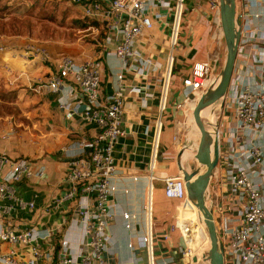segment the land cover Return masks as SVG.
Here are the masks:
<instances>
[{"label":"built area","instance_id":"2783aa9c","mask_svg":"<svg viewBox=\"0 0 264 264\" xmlns=\"http://www.w3.org/2000/svg\"><path fill=\"white\" fill-rule=\"evenodd\" d=\"M81 8L83 18L100 23L105 30L103 49L112 47L119 61L115 88L106 99L101 94V63L90 59L77 63L64 56L55 70L38 89L45 88L55 97L56 106L68 116H78L82 123L96 128L94 137L80 144L86 154L69 155L63 179L65 191L54 202V209L72 206L70 223L81 229L79 247H71L67 235L57 241V264H108L106 253L111 246L110 223L114 217L110 198L114 193L113 178L117 172L113 149L125 133L122 129L125 93L138 94L136 86L126 85L127 75L145 77L158 72L159 93L155 131L150 148V182L160 151L163 130L161 116L165 113L173 77L176 49L179 45L187 0H73ZM212 16L211 57L192 64L190 73L182 79L188 90L178 109L183 113L187 101L214 89L220 71L222 32L219 23V0H207ZM155 23L168 27L167 49L162 61L148 57L137 47L139 39L150 32ZM235 29L239 33L237 58L228 92L217 110V141L219 158L207 194L214 223L220 219L217 237L224 251V264H264V0H235ZM107 50V51H108ZM35 57L49 61L46 50L28 45L21 58ZM80 105L82 110L79 111ZM176 122L172 143L176 145ZM43 167L24 158L0 153V214L8 216L14 207L32 210L33 201H24L17 187L32 179H42ZM167 199L178 201L176 216L169 233L184 239L185 257L205 261L207 241L192 247V235L201 230L202 220L194 213L188 200L183 176H168L163 180ZM4 202L8 205L2 206ZM192 210V212H191ZM150 215V214H149ZM126 229L130 214L121 215ZM54 229L31 226L15 230L0 222V243L9 247L0 253V264H42L41 246L51 242ZM137 245L147 254L148 264H155L148 218L146 232ZM206 247L198 252L201 247ZM128 247L131 249L132 244ZM27 249L29 258L18 259L15 249ZM192 263V262H191Z\"/></svg>","mask_w":264,"mask_h":264},{"label":"crops","instance_id":"0c3cea01","mask_svg":"<svg viewBox=\"0 0 264 264\" xmlns=\"http://www.w3.org/2000/svg\"><path fill=\"white\" fill-rule=\"evenodd\" d=\"M212 31L213 22L207 0H187L180 41L175 53L167 109L161 116L163 130L159 157L153 173L155 179L152 182L149 170L150 144L155 121L159 117L158 72L150 71L145 77L130 74L124 81L126 85L136 86L139 93H125L122 117L125 135L113 149L117 172L113 178L114 193L110 198L114 217L109 227L111 246L105 255L108 264H148L146 251L137 245V240L145 234L149 216L154 238L155 264H194L183 254V237L177 233H169L179 202L165 197L162 180L168 176L180 175L178 161L171 160L174 153L171 137L176 117L181 113L178 105H182L189 94L181 82L190 73L193 63L211 57ZM168 32L166 25L155 23L150 32L139 39L137 47L148 57L162 61L167 49ZM23 42L25 40L22 41L15 35H0V89L9 91L13 97L8 102L17 107L14 115L0 116V153L29 159L43 167L44 175L42 179H32L17 187V194L24 201H33L34 208L28 210L14 207L8 216L0 214V222L15 230L31 226L38 229L53 228L52 241L45 242L40 250L42 264H57L55 254L58 250L57 241L61 236L66 234L71 247L77 248L82 234L78 225L69 222L73 204L56 210L54 202L65 191L63 179L69 155L86 154L80 144L94 137L96 128L82 123L78 116H68L56 106L54 96L47 89L37 87L38 82L54 72L56 63L62 57L59 58L55 53L52 55L45 49L49 61L35 57L21 58V52L26 46L41 47ZM107 50L103 49L97 58L101 63L102 99L113 93L119 66L118 59L111 52L112 47ZM74 57L77 63L83 62ZM4 101L0 100V103L3 104ZM79 109L82 110L81 105ZM21 116L32 124L26 126L25 130L19 129L17 133H5L6 122L19 123ZM182 149L179 152L181 163L184 161ZM181 166L190 171L191 166ZM8 204L9 202H4L1 205ZM123 213L130 214L129 229L124 226L121 217ZM215 223L218 227L220 219L216 213ZM129 244H132L131 249ZM7 250L9 247L0 243V253H6ZM15 250L19 260L30 257L27 249Z\"/></svg>","mask_w":264,"mask_h":264},{"label":"rangeland","instance_id":"374dc122","mask_svg":"<svg viewBox=\"0 0 264 264\" xmlns=\"http://www.w3.org/2000/svg\"><path fill=\"white\" fill-rule=\"evenodd\" d=\"M0 35H15L20 40H25L23 43L30 42L41 46L52 55L55 53L59 58L75 56L86 61L100 56L105 30L100 23L83 18L79 4L73 0H0ZM223 52H221L222 56ZM12 97L9 91L0 89V100H5L3 104L0 103V116L16 113L14 110L17 107L8 102ZM16 115L18 116V113ZM22 117L24 116H21L19 123L6 122L5 133L9 131L14 134L19 132V129L25 130L26 126L32 124ZM217 117L216 112L215 118ZM188 120L187 114L182 112L176 117V122L180 123V129L177 128L176 131L177 140L176 145H172L174 153L171 160L178 161L179 152L183 148L182 155L185 153L194 155L184 159L182 164L197 167L194 156L198 149L199 136L194 134L193 125L188 123ZM216 122L218 125L219 121L216 120ZM191 129L193 138L188 135ZM205 247L203 245L198 252ZM198 264H203V261H198Z\"/></svg>","mask_w":264,"mask_h":264},{"label":"water","instance_id":"95a60500","mask_svg":"<svg viewBox=\"0 0 264 264\" xmlns=\"http://www.w3.org/2000/svg\"><path fill=\"white\" fill-rule=\"evenodd\" d=\"M219 23L223 38L221 52L224 51L223 56L221 53L220 71L214 89L200 97L193 111V119L196 121L198 111L203 106L212 105L210 114L211 116L216 114L228 92L239 40V33L235 29V0H219ZM199 134L198 149L194 156L197 167H191L190 171H186L182 168L180 160H178V167L183 176L187 198L198 210L207 233L209 249L205 261L208 264H224L223 247L219 243L213 214L207 202L211 179L218 164L219 146L216 137L212 149L210 148L209 135L203 123L199 125ZM200 166H204L205 171L201 172ZM192 262L196 263V258H192Z\"/></svg>","mask_w":264,"mask_h":264},{"label":"bare ground","instance_id":"6f19581e","mask_svg":"<svg viewBox=\"0 0 264 264\" xmlns=\"http://www.w3.org/2000/svg\"><path fill=\"white\" fill-rule=\"evenodd\" d=\"M200 97H201L200 95H197L195 99H193L191 101H187L185 103V105H184L183 113L187 114V117L189 118L188 123H191L193 125L194 134L196 136H200V134H199V125L201 123L204 124V126L206 128V131L208 132V135H209L210 148L212 149L214 141L216 140V137L218 136L217 122H216L215 114L212 115V116L210 114V111L212 109V105L203 106L202 108H200L199 111H198V114H197V121L195 119H193V111L197 107V104H198V101H199ZM188 135L191 138L194 137L193 134H192V129L189 130V134ZM184 155H183V159H188L189 157H191L194 154L185 153ZM200 171L201 172L205 171V167L204 166H200ZM193 208H194V209H192L193 212H192V210H191V212L194 213L196 211V215L201 220V216H200L198 210L194 206H193ZM192 240H193V244L190 243V246H192V247L200 246V243L202 241H204V240L207 241L208 244H209V240H208L207 233H206L205 229H204V232H202L201 230H198L197 232H195L192 235ZM191 261H192V259H191Z\"/></svg>","mask_w":264,"mask_h":264},{"label":"trees","instance_id":"16d2710c","mask_svg":"<svg viewBox=\"0 0 264 264\" xmlns=\"http://www.w3.org/2000/svg\"><path fill=\"white\" fill-rule=\"evenodd\" d=\"M89 21H92V20H89ZM92 22H94V21H92Z\"/></svg>","mask_w":264,"mask_h":264}]
</instances>
